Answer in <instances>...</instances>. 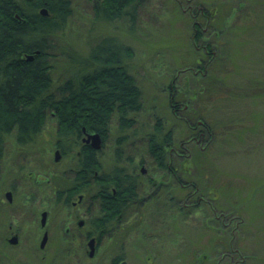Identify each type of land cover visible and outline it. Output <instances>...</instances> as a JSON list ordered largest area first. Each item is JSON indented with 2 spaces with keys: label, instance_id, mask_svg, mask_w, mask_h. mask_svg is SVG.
<instances>
[{
  "label": "rangeland",
  "instance_id": "obj_1",
  "mask_svg": "<svg viewBox=\"0 0 264 264\" xmlns=\"http://www.w3.org/2000/svg\"><path fill=\"white\" fill-rule=\"evenodd\" d=\"M91 3L72 0V14L53 42L83 54L103 36L131 47L127 65L141 91V105L125 116L133 119L126 132L137 136L135 141L147 139L160 121V132L170 133L165 147L170 155L185 140L181 147L186 156L174 163L181 168L184 161L186 179L198 190L187 185L180 193L173 187L174 199L184 194L185 206L168 211L145 207L138 220L123 222L112 232V240L94 259L82 253L81 242L69 244V264H110L120 247L126 264H264V0H141L133 23L126 15L94 20ZM189 4L215 14L205 25L199 8L192 17ZM194 18L207 28L203 42L201 36L196 39L199 48L193 45ZM213 29H221L216 49ZM172 90L187 104L177 112L180 117L169 105ZM189 120L202 124L190 129ZM118 121L115 113L112 134ZM56 129V119L48 117L36 144L20 148L25 172L34 175L25 176L20 185L27 204L22 241L38 231L37 222L29 223L28 205L53 203L55 189L70 184V157L54 162ZM135 144L144 148L143 142ZM13 145L7 147L10 162L5 168L17 155ZM6 171L0 178L4 186L9 182ZM44 177L48 182L40 181ZM55 206L52 226L58 232L62 216ZM29 247L21 264L29 263V253L32 260ZM18 258L0 259V264L18 263Z\"/></svg>",
  "mask_w": 264,
  "mask_h": 264
},
{
  "label": "trees",
  "instance_id": "obj_2",
  "mask_svg": "<svg viewBox=\"0 0 264 264\" xmlns=\"http://www.w3.org/2000/svg\"><path fill=\"white\" fill-rule=\"evenodd\" d=\"M91 1L94 20L126 15L132 23L141 2ZM72 9V0H0V155L10 133L31 143L54 113L63 146L69 127V198L81 192L85 180L93 179L99 168L98 150L80 140L84 130L107 129L115 113L119 128H129L132 119L125 116L141 105V91L127 65L133 54L129 45L103 36L83 54L53 42ZM160 127L155 126V141L163 138ZM164 141H171L170 133ZM151 150L159 151L154 141Z\"/></svg>",
  "mask_w": 264,
  "mask_h": 264
},
{
  "label": "flooded vegetation",
  "instance_id": "obj_3",
  "mask_svg": "<svg viewBox=\"0 0 264 264\" xmlns=\"http://www.w3.org/2000/svg\"><path fill=\"white\" fill-rule=\"evenodd\" d=\"M186 1L191 2V0ZM198 8L201 15L205 17L204 24L207 25V22L215 14L214 10L208 11L202 6L195 8V6L189 4L188 9L192 17H196L194 15ZM192 27V36L194 35L193 45L199 48L200 43H197L196 39L201 36L200 40L202 41V35L207 28H202V24L196 18L193 20ZM211 32L213 34L214 48L216 49L221 29H213ZM205 46L207 45H203V47ZM168 95L172 113L180 117L177 112L186 109V101L178 97L175 90H172ZM51 117L56 119L54 113H51ZM127 119L132 118L127 117ZM131 121L133 124V119ZM120 122L118 121L117 130L113 134L111 130L112 118L107 129L103 128L101 132L97 131L101 141L100 147L95 149L99 152V168L98 171H94L93 179L87 178L85 180L84 188L81 192L71 194L69 198V186H67L62 189H55L56 201H53V203L43 202L37 208H33V203L28 205L31 210L29 223L35 224L37 222L38 231L34 236L25 238L24 241H22V232L25 225L27 204L25 202V190L20 185L24 181L25 176L29 175L31 177L33 172L32 170L28 174L25 172L24 162L20 160V155L25 160V153L20 148H24L28 144H36L37 139L31 143H25L17 140L15 135L10 133L9 136L12 139L2 141L0 178L3 176L5 169L9 175V182L5 186L0 184V259L14 260L11 258L17 254L20 257L18 258V263L13 261L9 263L21 264L22 262L19 261L25 260L26 249L29 247H26L25 244H32L31 248L29 247L33 251L32 260L29 253L28 264H69V244L81 242L82 253L91 260L100 253L106 242L107 244L110 243L112 232L121 223L133 220L134 217L138 220L137 218L141 217L140 214L145 207L153 208L156 206L161 211H168L171 208L185 206L184 194L176 200L171 194L173 187H177L180 193H184L187 185H191L194 191L198 190L197 186H194L195 183L186 179L184 161H182L183 164L181 163L183 168H180L179 163L177 165L174 163L175 159H181L186 156L181 147L185 140L180 141L177 150L172 148L173 154L170 155L169 150L165 151V147H168L171 143L170 141H164V135L167 133L163 134V138L157 141L153 139L154 132L148 133L147 139L144 136L143 140L135 141L138 137L128 134L126 128H119ZM189 122L191 121L189 120L187 125L190 129H195L197 124H202L200 120H196L194 124ZM160 123V121L157 122L158 125ZM93 132L95 131L87 133ZM199 133V139L202 140L203 136L200 130ZM85 136L86 132H83L80 140L85 145L91 146V139L85 141L83 139ZM192 137H195V134H192ZM153 141L159 147V151H156V154L151 150ZM195 141L199 142L198 140ZM136 142L139 144L143 142L144 148L140 149L139 146L137 147ZM10 144H14L12 148L13 151L17 149V155L14 157L13 165L5 168V164L10 162L7 149ZM64 146L63 140L60 141V138H57L55 131L53 154L55 155V151L59 150L60 157H69V127L65 135ZM110 158L111 161H109ZM54 162L58 161L54 160ZM69 168L68 165V172ZM148 169H151V171ZM43 174L41 173V175ZM40 181L48 182V178L44 177V180L41 179ZM198 198L202 199L201 196ZM177 202L181 203L178 204ZM207 202L211 205L209 201ZM54 204H56L55 208H58L62 216L60 231L58 232L52 226L55 216L52 214L51 208ZM43 212L45 214L44 224L42 225ZM223 224L226 225L227 223ZM91 239L94 249L92 255L89 254V242ZM26 240H29V243ZM119 243L120 245L122 244L121 241ZM119 251L120 253L112 258L110 264H119L121 261H126L123 248L120 247ZM73 253L71 252V254Z\"/></svg>",
  "mask_w": 264,
  "mask_h": 264
},
{
  "label": "water",
  "instance_id": "obj_4",
  "mask_svg": "<svg viewBox=\"0 0 264 264\" xmlns=\"http://www.w3.org/2000/svg\"><path fill=\"white\" fill-rule=\"evenodd\" d=\"M40 13L41 14H46V9L45 8H42L40 10ZM27 59H32V55H28L27 56ZM84 130V128H83ZM84 132H86L84 130ZM85 141H89L91 139V147L94 148V149H98L100 147V144H101V141H100V136H99V133L98 132H93V133H87L86 132V136L83 138ZM60 158V153H59V150H56L55 151V155H54V160L55 161H58ZM44 212L42 213L43 215V218L41 219V224L43 225L44 224ZM93 244H92V239L91 241L89 242V254L92 255L93 254ZM119 264H126V261H121Z\"/></svg>",
  "mask_w": 264,
  "mask_h": 264
},
{
  "label": "bare ground",
  "instance_id": "obj_5",
  "mask_svg": "<svg viewBox=\"0 0 264 264\" xmlns=\"http://www.w3.org/2000/svg\"><path fill=\"white\" fill-rule=\"evenodd\" d=\"M28 55H32V54H28ZM28 55H27V56H28Z\"/></svg>",
  "mask_w": 264,
  "mask_h": 264
}]
</instances>
